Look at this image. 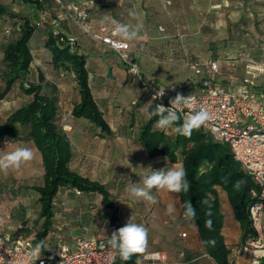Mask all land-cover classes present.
Instances as JSON below:
<instances>
[{
	"label": "crops",
	"instance_id": "obj_1",
	"mask_svg": "<svg viewBox=\"0 0 264 264\" xmlns=\"http://www.w3.org/2000/svg\"><path fill=\"white\" fill-rule=\"evenodd\" d=\"M9 1L14 6H4L8 14L0 20V27L7 37L4 36L0 41V77L2 47L17 36L13 32L15 20L10 18V14L29 16L33 23L38 24V28L30 40L32 63L28 82L38 83L44 90L52 88L57 94V115L68 127L67 135L72 150L69 168L80 176L107 187L123 225L132 217L133 222L142 223L148 229V247L144 254L160 252L166 258L165 264H214L197 237L193 221L181 212L179 193L154 190L152 194L157 198L156 204L136 201L129 195V186L138 183L147 174V170L142 168L151 166L153 170H159L166 166V162L169 167H180L179 163H171L166 156L149 158L138 141L140 128L149 117L150 101L147 91L128 76L114 51L83 33L65 11L56 8L52 0H42L43 9H34L22 0ZM62 2L78 3L87 8V23L93 31L105 28V34L109 35L114 32L113 21L133 26L139 24L137 38L125 42H128L143 76L163 85L181 86L182 90L193 92L195 88L187 81L189 78L198 81L200 76L193 75L186 65L185 60L192 58L198 61H216L219 71L212 77L214 84L226 91H235L248 76L249 64L264 63L262 56L260 58L252 52L253 49H264V35H261L264 34V0ZM130 12L136 15L131 16ZM41 15H45L44 21ZM52 28L64 36L76 38L77 52L85 57L92 97L110 127V135H100V130L87 120L71 117V109L79 101L78 87L73 73L54 67L49 52L44 48L47 32L52 31ZM114 38L121 40L117 35ZM204 72L203 69L202 75ZM163 80H168L169 83L165 84ZM16 94V98H21L23 103L30 99L15 86L0 101L1 111L6 110L9 114L23 104H16ZM154 130L163 131L168 136L174 134L172 129L162 130L156 124ZM23 141L0 148L15 149L21 147ZM31 149L34 152V162L36 165L40 164L38 152L33 147ZM55 202L52 227L63 235L66 242L70 243L79 234L86 237L96 235L86 234L97 217L95 215L103 216L110 230L111 213L101 207L99 195H75L62 191ZM170 205L174 207L171 213L167 211ZM92 206L99 207L98 214L90 210ZM234 221L229 220L226 227L223 226V237L232 260L236 264H246L250 256L242 255L237 250L241 244L240 230L239 224ZM10 229V226L0 223V233L17 238ZM73 230H77L76 233ZM181 234L185 236L182 237Z\"/></svg>",
	"mask_w": 264,
	"mask_h": 264
},
{
	"label": "trees",
	"instance_id": "obj_2",
	"mask_svg": "<svg viewBox=\"0 0 264 264\" xmlns=\"http://www.w3.org/2000/svg\"><path fill=\"white\" fill-rule=\"evenodd\" d=\"M22 1L32 5L34 9L44 8L42 0ZM55 5L56 8L65 12L67 6H78L87 12L89 18L88 9L81 4H65L61 0L60 5ZM5 14H8L7 9L0 4V20ZM10 16L15 20L13 32L17 36L2 47L0 101L5 99L15 86H18L30 99L0 122V147L6 146L3 144L6 140L11 143L21 140L30 142L40 156L42 168V183L24 186L37 195L38 219L35 221L38 229L33 236L17 235V238L30 240L33 246L39 241H44L50 249L53 238L48 237V233L56 230L52 227L55 198L64 191L75 195L94 193L100 196L101 207L111 213L109 236H103L108 240L113 231L124 225L119 220L107 187L82 177L69 168L72 150L67 135L68 130L63 128L66 124L57 115V94L52 88L44 90L42 85L28 82L29 68L32 63L30 40L38 24L33 23L29 16L13 14ZM55 31L57 30L53 28L52 31L48 30L44 48L49 52L54 67L73 73L78 87L79 101L73 105L71 117L87 120L100 130V135H110V127L98 109L89 88L85 57L78 54L76 41L72 49L68 41L69 36H64L58 31L54 34ZM61 38L62 40L59 41ZM131 56L134 59L132 52ZM186 61L197 62L198 60L188 58ZM131 79L141 89L147 91L146 86ZM148 99L150 101L149 117L140 128L139 143L149 158L166 156L171 163H179L180 167L186 170L190 188L187 192L179 193L182 214L193 221L197 237L214 264H235L222 233L224 215L217 188L225 192L233 219L239 224L240 247L246 239L255 236L248 216V207L255 200L250 194V191L255 189L252 178L233 159L228 145L213 141L211 136L201 128L194 130L190 137L178 135L175 132L172 136H168L163 131L154 130L156 118L150 117V112L155 106L149 96ZM75 190L79 191V194H76ZM188 204L191 205L193 213L191 216L186 215ZM208 221H211L210 227ZM142 256L141 254L133 255L126 262L116 256L115 264H140Z\"/></svg>",
	"mask_w": 264,
	"mask_h": 264
},
{
	"label": "built area",
	"instance_id": "obj_3",
	"mask_svg": "<svg viewBox=\"0 0 264 264\" xmlns=\"http://www.w3.org/2000/svg\"><path fill=\"white\" fill-rule=\"evenodd\" d=\"M52 1L61 4V0ZM66 14L91 39L101 42L116 53L128 76L146 86L154 106L170 107V100L180 93L185 97L190 96L188 103L179 112L181 117L193 110L189 105L196 109L206 108L213 114V120L202 126V131L208 133L213 141L228 145L233 159L255 184V189L250 191L255 200L248 207L255 236L246 239L238 252L250 256L246 264H264V63L249 64L248 76L243 79V85L238 90L226 91L216 86L212 80L219 71L216 61H186L193 75L200 76L198 81L195 78L188 79V84L195 89L187 92L181 86L147 80L131 56L129 44L114 38V32L105 34V28L91 31L87 23L88 14L84 9L70 5L66 7ZM56 33L57 31L54 32ZM61 40L62 38L59 39ZM68 41L74 49L76 39L69 36ZM259 80L260 83H257ZM162 89L164 95L157 96ZM63 128L68 130L66 125ZM3 144L12 143L6 140ZM75 193L79 194V191L75 190ZM181 236L184 237L185 234ZM48 237L53 238L52 246L48 253L42 252L35 264H112L110 257L116 255L108 240L99 234L89 237L79 234L70 243L56 230L49 232ZM32 246L30 240L0 233V264H30L27 253ZM165 260L160 252H153L144 254L140 264H165Z\"/></svg>",
	"mask_w": 264,
	"mask_h": 264
},
{
	"label": "clouds",
	"instance_id": "obj_4",
	"mask_svg": "<svg viewBox=\"0 0 264 264\" xmlns=\"http://www.w3.org/2000/svg\"><path fill=\"white\" fill-rule=\"evenodd\" d=\"M131 16H135L134 12H130ZM114 33L122 41H134L140 29V25L122 24L118 21H113ZM164 89L157 93V96H163ZM190 96L177 93L175 98L170 100V107L156 105L150 112V117L156 118V125L162 130L172 129L176 134L185 137H190L194 130L200 129L208 122L213 120V114L206 108L196 109L189 105L193 110L181 117L179 115L182 106L188 103ZM182 120V122H181ZM34 159V152L29 147H17L14 150L4 152L0 155V173L7 175L10 170H17L22 165ZM130 165V164H129ZM131 166V165H130ZM142 168V167H139ZM147 170V174L140 178L138 183H133L129 186L128 192L132 199L136 201H146L151 204L158 203L153 191L166 190L170 193L187 192L190 188V182L187 180V172L181 167L166 166L159 170H153L151 166L142 168ZM114 174V173H113ZM188 211L186 215L191 216V205H187ZM167 211H174L173 206H169ZM208 226H211V221H208ZM149 240V231L142 223L133 222L131 217L129 221L118 230L112 232L108 238V244L114 250L115 256L110 257L112 264H115L116 256L121 261H129L133 255L144 254L147 251ZM46 244L44 241H39L31 247L27 253V258L30 264H35L37 259L44 251Z\"/></svg>",
	"mask_w": 264,
	"mask_h": 264
},
{
	"label": "rangeland",
	"instance_id": "obj_5",
	"mask_svg": "<svg viewBox=\"0 0 264 264\" xmlns=\"http://www.w3.org/2000/svg\"><path fill=\"white\" fill-rule=\"evenodd\" d=\"M0 4L5 6L6 8L14 6L11 5V2L9 0H0ZM41 18L43 19V21L44 19H46L45 15H41ZM4 36V29H1L0 27V41L4 39ZM5 38L7 37L5 36ZM252 52H255V54H257V56H259L260 58L261 56L262 58H264V49H253ZM163 82L165 84L169 83L168 80H163ZM174 83L179 84V82ZM18 94L20 95V93ZM18 94L14 95L16 104L23 103L21 102V98V100L19 98H16L18 97ZM7 114L8 112L6 110H0V122L4 120ZM27 143V141H23L20 145L21 147L32 148V145H30L29 143V145L27 146ZM13 148L14 147L0 148V155H2L4 152L14 150ZM41 175V165H36L34 160L22 165L17 170H10L7 175L0 173V223L6 226H10V230L16 235L30 237L33 236L35 231L38 229L35 221L37 220L36 216L38 213L37 195L32 190L27 189L24 186L29 187L32 185L41 184ZM217 190L220 193L218 194V197L220 200L221 210L224 215L223 226L226 227V224L229 220L234 221L233 215L231 213L225 192L218 188ZM98 208L99 207L92 206L90 210H93V212H96L98 214ZM95 216L97 217H95L94 221L87 229L86 234L91 235L96 233L104 237L109 236L108 224L104 221L105 218L103 216ZM234 223L236 222L234 221ZM75 231L77 230H73L72 232ZM48 251L49 249L46 246L43 253H48Z\"/></svg>",
	"mask_w": 264,
	"mask_h": 264
}]
</instances>
